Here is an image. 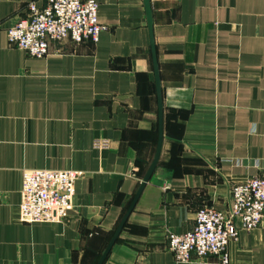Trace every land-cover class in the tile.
I'll list each match as a JSON object with an SVG mask.
<instances>
[{
	"label": "crops",
	"instance_id": "1",
	"mask_svg": "<svg viewBox=\"0 0 264 264\" xmlns=\"http://www.w3.org/2000/svg\"><path fill=\"white\" fill-rule=\"evenodd\" d=\"M95 1L108 27L97 43L54 42L36 59L7 30L45 0H0V264L100 263L157 154V78L160 157L103 264H222L177 263L166 236L205 207L228 210L230 187L261 175L264 0H150L157 71L144 0ZM35 169L83 173L61 222L19 219ZM228 252L264 264L262 229Z\"/></svg>",
	"mask_w": 264,
	"mask_h": 264
},
{
	"label": "built area",
	"instance_id": "2",
	"mask_svg": "<svg viewBox=\"0 0 264 264\" xmlns=\"http://www.w3.org/2000/svg\"><path fill=\"white\" fill-rule=\"evenodd\" d=\"M29 15L7 30L8 41L32 58L44 59L54 42L71 39L76 44L97 43L108 27L100 22L95 0H45L43 7L28 5ZM111 141L97 139L93 149L109 150ZM241 165V163H238ZM261 175L232 185L230 208L205 207L186 234L168 232L166 240L177 263L216 256L229 263V244L242 231L260 228L264 235V160L257 161ZM83 173L71 170H27L23 174L19 219L24 223H58L67 217L76 195V182ZM166 189V188H165Z\"/></svg>",
	"mask_w": 264,
	"mask_h": 264
},
{
	"label": "water",
	"instance_id": "3",
	"mask_svg": "<svg viewBox=\"0 0 264 264\" xmlns=\"http://www.w3.org/2000/svg\"><path fill=\"white\" fill-rule=\"evenodd\" d=\"M145 2V7H146V11H147V16H148V21H149V26H150V30H151V39H152V48H153V57H154V63H155V69L157 71V60H156V52H155V45H154V40H153V35H152V18H151V5H150V0H144ZM157 84H158V95H159V105H160V140H159V146H158V150H157V154H156V157H155V160L150 168V170L148 171L145 179H144V182L143 184L141 185V188L129 210V212L127 213L126 217L124 218L123 222L121 223L119 229L117 230L113 240L111 241L109 247L107 248L105 254L103 255L101 261L99 264H103V262L105 261L107 255L109 254V252L111 251L117 237L119 236L126 220L128 219L131 211L133 210L135 204H136V201L137 199L139 198L142 190L144 189V187L146 186V184L148 183V181L150 180L154 170H155V167L158 163V160H159V157H160V153H161V145H162V139H163V131H162V118H163V104H162V95H161V90H160V86H159V80L157 78Z\"/></svg>",
	"mask_w": 264,
	"mask_h": 264
}]
</instances>
